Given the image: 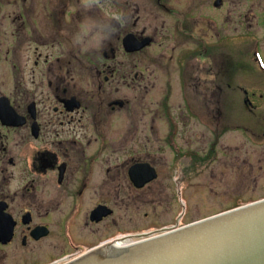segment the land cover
I'll return each instance as SVG.
<instances>
[{
	"label": "flooded vegetation",
	"instance_id": "flooded-vegetation-1",
	"mask_svg": "<svg viewBox=\"0 0 264 264\" xmlns=\"http://www.w3.org/2000/svg\"><path fill=\"white\" fill-rule=\"evenodd\" d=\"M168 1L0 0L1 18L12 29L4 49L0 44V69H11L0 70V264H66L92 249L166 230L151 231L147 224L137 230L134 192L158 179L137 188L136 182L146 180L139 168L158 173L148 149L137 153L135 135H119L120 120L112 119L136 96L152 95L154 72L167 73L172 63L194 107L202 95L222 90L202 89L200 81L213 87L222 76L230 85L235 72L231 58L225 54L219 63L211 50L215 42L229 45L231 36L206 40L197 20L186 17L192 22L185 26ZM200 3L209 0H190L189 9ZM224 5L212 2L215 10ZM256 13L264 34V11ZM241 14L246 23L248 13ZM159 20L170 23L165 35L158 34L164 28L161 23L158 29ZM93 35L96 45L83 55ZM254 56L263 73L262 54ZM139 106L137 120L145 132L151 108ZM160 118L155 110L148 122Z\"/></svg>",
	"mask_w": 264,
	"mask_h": 264
},
{
	"label": "rangeland",
	"instance_id": "rangeland-1",
	"mask_svg": "<svg viewBox=\"0 0 264 264\" xmlns=\"http://www.w3.org/2000/svg\"><path fill=\"white\" fill-rule=\"evenodd\" d=\"M189 1L169 0L168 8L178 10L187 27L192 21L186 23L185 18L193 16L200 35H205L208 41L231 36L229 45L215 42L211 50L219 63L224 61L225 54L231 58L235 72L230 85L222 76L216 78L213 87L200 81L202 89L214 91V86H220L222 90L216 96L202 95L200 106L194 107V97L184 95L186 90L182 87L180 73L172 63L167 73L154 72L158 82L152 95L141 97L143 100L136 96L127 110L113 117L114 121L120 120L119 135H135L137 153L148 149L149 161L158 173V179L149 188L131 191L137 199L134 221L141 231L146 224L151 231L182 227L264 199V64L261 73L254 56L260 53L264 60V34L256 25V18L262 17L256 12L264 11V0H231L230 15L226 13L227 0H223L225 5L219 10L212 7L213 0L190 9ZM242 12L248 13L246 23ZM157 22L158 29L164 24L158 34L165 35L166 30H171L170 23ZM11 31L9 22L7 24L0 15L2 49L11 38ZM89 35L88 31L87 39ZM213 35L216 37L211 38ZM96 38L93 35L87 40L81 49L83 55L88 53L87 48L96 45ZM28 56L30 68L34 57L31 53ZM73 66L76 72L80 70L77 63ZM0 70L11 71L8 65ZM153 71H149L150 77ZM140 104L151 108V114L145 116V132L141 121L137 120ZM155 110L162 118L150 124L148 121ZM136 121L141 123L138 130ZM150 125L153 126L151 131ZM144 135L149 137V143H144ZM211 145H214L212 157L208 156ZM196 157L201 159L196 160ZM156 234L159 232L151 235Z\"/></svg>",
	"mask_w": 264,
	"mask_h": 264
},
{
	"label": "water",
	"instance_id": "water-1",
	"mask_svg": "<svg viewBox=\"0 0 264 264\" xmlns=\"http://www.w3.org/2000/svg\"><path fill=\"white\" fill-rule=\"evenodd\" d=\"M139 169L148 179L136 187L155 179L149 166ZM66 264H264V199L129 245L107 244Z\"/></svg>",
	"mask_w": 264,
	"mask_h": 264
}]
</instances>
